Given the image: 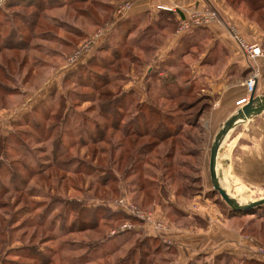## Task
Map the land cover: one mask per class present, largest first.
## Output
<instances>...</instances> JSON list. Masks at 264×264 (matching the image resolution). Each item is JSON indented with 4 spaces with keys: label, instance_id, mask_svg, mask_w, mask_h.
<instances>
[{
    "label": "rangeland",
    "instance_id": "rangeland-1",
    "mask_svg": "<svg viewBox=\"0 0 264 264\" xmlns=\"http://www.w3.org/2000/svg\"><path fill=\"white\" fill-rule=\"evenodd\" d=\"M127 1L6 0L0 6V264H138L140 258L146 264H173L175 247L147 234V228L157 234L166 226L205 228L207 223L177 215L170 196L183 206L208 201L229 214L211 185V135L205 129L184 127L182 137L194 141L197 156H176L171 168L165 156L170 139L148 157L138 156L155 142L143 133H160L158 123L168 124V118L183 124L190 114L177 105L201 100V93L182 96L188 72L173 76L179 80L171 92L163 89L171 74L159 79L164 66L151 63L153 53L147 51L161 44L157 26L142 44L126 42L139 30L127 38L110 36L112 17ZM184 69L181 62L174 70ZM221 181L230 188L223 176ZM228 194L254 200L264 191ZM156 208L168 223L153 221ZM259 213L261 218L253 212L230 215L236 220L227 228L246 233L262 248L264 210ZM145 237L156 239L148 241L150 255L145 257L144 249L131 255Z\"/></svg>",
    "mask_w": 264,
    "mask_h": 264
},
{
    "label": "crops",
    "instance_id": "crops-1",
    "mask_svg": "<svg viewBox=\"0 0 264 264\" xmlns=\"http://www.w3.org/2000/svg\"><path fill=\"white\" fill-rule=\"evenodd\" d=\"M159 5L171 7L174 12L157 10ZM242 5L229 0H130V8L125 13H114L112 17L111 30L115 29L121 36L126 27L134 26L133 33L150 26L152 31L156 26L159 28L162 41L154 47L151 63L160 62L165 71L157 77L161 79L164 73L173 76L189 73L185 88L201 93L203 102L199 107L198 124L211 135L210 146L224 121L238 109L237 101L246 96L245 80L252 72L251 67L259 71L253 94L264 95V58L253 62L246 60L233 37L234 31L247 44L264 45V23L258 21L257 12L246 11ZM205 10L214 11L216 19L202 26L181 29L184 19ZM181 62L186 70L177 73L174 69ZM218 161L225 163L221 174L223 181L230 185V188L223 185L228 192L244 189L249 196L253 191H264V113L229 132L219 150ZM221 167L218 162L217 170ZM170 200L171 210L197 216L207 223L205 228L192 224L185 229L173 226L167 229L165 225L166 229L157 234L147 228V234L175 247L177 258L173 264H188L196 259L210 264L218 260L225 262L227 258L230 264H239L246 259L264 264V255L259 253L261 247L256 240L246 233L238 234L227 228L234 220L228 217L230 215L221 214L208 201H194L183 206L176 203L174 195ZM161 213L162 210L156 208L153 221L163 218L168 223L165 214L161 216Z\"/></svg>",
    "mask_w": 264,
    "mask_h": 264
},
{
    "label": "trees",
    "instance_id": "trees-1",
    "mask_svg": "<svg viewBox=\"0 0 264 264\" xmlns=\"http://www.w3.org/2000/svg\"><path fill=\"white\" fill-rule=\"evenodd\" d=\"M79 1H82V0H79ZM231 1L232 3H241V4H244L245 6H247L249 8V10L253 13V12H260L262 10H264V0H237L239 2H236V0H229ZM31 5H34L31 3ZM63 4L60 2V3H56L54 7L52 8H55V7H61ZM264 16V15H263ZM263 16H259L258 21L262 22L264 20ZM258 17V16H257ZM136 28L134 26H131L130 28L126 27L123 29V34H122V37L123 38H127L128 36V33H132L133 30H135ZM139 36L135 37V38H131V39H126V42H129V43H132V44H142L144 42V40H146L147 38H149L150 36H152V34H154L155 32L151 30V26L150 27H147L146 29L144 30H139ZM154 32V33H153ZM116 33L115 36H117V33L116 30L112 29L109 34L111 37L114 36V34ZM114 40V39H112ZM115 42H117V44L120 46L124 43V41H121V43L119 42V40H116ZM119 42V43H118ZM150 48V47H149ZM148 50L149 52H153L154 51V48H152V50ZM166 78H169V79H166V82L164 81L163 86L165 88H163L165 91L167 92H171L173 87L176 88V81L173 79V75H171L170 77H166ZM163 82V81H162ZM166 87H171V88H166ZM179 92H181V90H179ZM179 92L177 93V95L179 96ZM191 90H187L186 92L183 93V97H190V94H191ZM181 96V95H180ZM167 98H170V99H174L175 97L170 95L169 97ZM202 100L200 99H197L195 102H191L189 104H180V105H177L176 108H178L181 112H185V113H189L190 117L185 120V122L182 124V123H176V122H171V118H168V121L169 123H165L164 121L162 122H159L157 127L156 128H161V132L160 133H155L156 131L153 130V131H148L146 130L145 133H143V136H151L152 138H154L155 142L154 143H150V144H147L145 147L141 148V150H139V157H148L149 155H151L157 148H159L161 146V144L164 143L165 140H172L171 143H169L168 145V149L165 153V156L167 159H170V163H169V166L170 168L172 166H174V163L175 160H176V156H181V157H196L197 154L194 152V148H193V145H194V141H190V138L188 137H182V133H183V129L184 127H188L190 129H193V130H199L201 131L202 128L201 126L198 124V119L199 117L201 116V110H200V106L197 108V111L195 113H191V110L194 109V107L196 105H199L200 102ZM153 111V110H151ZM147 123V121L144 122V127L146 128L147 126H145ZM129 126H133L132 124H129ZM174 127V129H170ZM182 138H184V140L186 141H189L188 143L190 144L191 147L187 146L185 143H180L179 142V139L181 140ZM183 140V139H182ZM183 140V142H184ZM158 158L161 159L162 158V155H158ZM179 165L181 167H184L186 166V162L185 161H181L179 163ZM144 189H141V192H143ZM164 191L166 192L165 188H164ZM214 192V191H213ZM177 193H180V191H178ZM176 193V194H177ZM216 193V192H215ZM217 194V193H216ZM218 195V194H217ZM162 196H167V195H162ZM166 198V197H165ZM222 200V199H221ZM223 202V200H222ZM224 203V202H223ZM225 204V203H224ZM226 205V204H225ZM227 206V205H226ZM228 207V206H227ZM261 210H264V205L262 206V208H258V209H252L250 211H247V212H235V211H232L228 208V211H229V214L228 215H232V216H235V217H240L241 215L243 214H246V213H249V212H253V213H256L258 216L257 218H261V213H259ZM172 211H175V210H172ZM175 213L178 215L180 214V212L178 211H175ZM180 215H183V214H180ZM264 216V215H263ZM112 218V217H110ZM251 221V220H250ZM126 233H129V232H126ZM124 233H122L123 235ZM131 235L132 234H129L126 235L128 236V238L126 239L129 240L131 238ZM156 239H152V238H149V237H145L140 243H138L137 247L135 249H133L131 251V255H136V253L138 252V250L140 251V249H144V256L147 257L150 255L149 253V248H148V241H155ZM124 241V242H126ZM122 245V244H121ZM120 246V245H119ZM146 251L148 253H146ZM111 252V251H110ZM109 252V253H110ZM154 253H156V251H154ZM153 253V254H154ZM174 253L176 255V251L174 249ZM149 254V255H147ZM128 258H126L127 260ZM198 259H196L197 261ZM196 261H191L190 263L188 264H197ZM225 261H228L229 264H230V259H226ZM44 264V263H43ZM48 264V263H46ZM138 264H146L145 263V258H140L138 260ZM239 264H263L262 262H258V261H255V260H244V262H239Z\"/></svg>",
    "mask_w": 264,
    "mask_h": 264
},
{
    "label": "water",
    "instance_id": "water-1",
    "mask_svg": "<svg viewBox=\"0 0 264 264\" xmlns=\"http://www.w3.org/2000/svg\"><path fill=\"white\" fill-rule=\"evenodd\" d=\"M264 113V95L254 96L252 93L248 102L234 111V113L224 121L219 131L214 136L208 161V171L213 191L216 192L228 208L235 212H247L258 209L264 205V196L255 200H241L231 197L222 185V174L217 170L218 162L224 168L225 163L218 161L220 146L231 130L260 114Z\"/></svg>",
    "mask_w": 264,
    "mask_h": 264
},
{
    "label": "built area",
    "instance_id": "built-area-1",
    "mask_svg": "<svg viewBox=\"0 0 264 264\" xmlns=\"http://www.w3.org/2000/svg\"><path fill=\"white\" fill-rule=\"evenodd\" d=\"M6 0H0V6L4 4ZM130 8V1H127L125 4L119 7L117 14H123ZM157 10L160 11H166V12H174V9L171 7L166 6H157ZM216 16L213 12H205V13H198L195 12L191 15L189 20L183 21L181 29L188 30L192 27H198L202 26L204 22L208 23L210 20H215ZM234 39L238 42L240 45L246 60H249L251 62L255 61L257 58H264V45H258V44H247L244 41L240 39V37L237 35L236 32H233ZM252 68V72L249 74V76L245 80V87H246V97H243L239 101H237L236 105L241 106L248 102L251 94L254 92L256 81L259 77V71L254 68ZM120 205H124L126 207V203L123 201L119 202ZM137 218H142L141 216ZM259 253L264 255V247L259 249Z\"/></svg>",
    "mask_w": 264,
    "mask_h": 264
},
{
    "label": "bare ground",
    "instance_id": "bare-ground-1",
    "mask_svg": "<svg viewBox=\"0 0 264 264\" xmlns=\"http://www.w3.org/2000/svg\"><path fill=\"white\" fill-rule=\"evenodd\" d=\"M242 106V105H241ZM227 137V136H226ZM225 140V139H224ZM222 146V145H221ZM221 146H220V148H221ZM220 150V149H219ZM230 195V194H229ZM262 208V207H261ZM257 209V208H256ZM239 213V212H238Z\"/></svg>",
    "mask_w": 264,
    "mask_h": 264
}]
</instances>
